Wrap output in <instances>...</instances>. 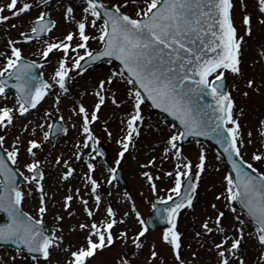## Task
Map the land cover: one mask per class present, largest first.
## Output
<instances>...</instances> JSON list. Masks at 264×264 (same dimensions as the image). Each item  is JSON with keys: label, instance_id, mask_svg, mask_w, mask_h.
<instances>
[{"label": "snow or ice", "instance_id": "1", "mask_svg": "<svg viewBox=\"0 0 264 264\" xmlns=\"http://www.w3.org/2000/svg\"><path fill=\"white\" fill-rule=\"evenodd\" d=\"M236 8L235 0L0 3V212L7 218L0 224V242L23 245L15 254L0 255V264H92L118 245L112 264H264V171L256 166L264 165V113L249 120L234 95L264 96V68L259 75L246 72L255 34L264 33V0H240L243 34ZM61 24L67 30L54 35ZM26 44L39 45L38 52L26 53ZM104 59L119 64L73 91L77 78ZM45 65L53 69L47 78ZM257 65H264V34L248 66ZM87 97L92 103H85ZM146 100L177 122L154 121ZM109 105L115 111L102 119ZM70 130L78 132L70 154L53 157V141ZM152 135L162 138L147 144L142 158L141 147ZM114 136L118 151L112 164L105 162L104 182L118 183L130 156L155 197L151 223L137 203L143 192L125 189L117 206L101 191L97 158L105 156L103 137ZM190 137H211L219 146L216 159L226 155L232 170L223 176L222 190L212 185L216 194L203 217L192 216L193 227L182 228V218L200 204L202 180L211 168L209 148L200 140L195 159L187 153ZM21 160L23 170L13 167ZM53 171L59 173L54 191ZM18 172L30 187L17 183ZM76 177L78 186L72 183ZM26 199L38 201L37 215L24 211ZM52 210L57 226L49 232L45 216ZM160 223L165 226L158 245L149 235ZM248 240L254 243L251 255L243 247Z\"/></svg>", "mask_w": 264, "mask_h": 264}, {"label": "rangeland", "instance_id": "2", "mask_svg": "<svg viewBox=\"0 0 264 264\" xmlns=\"http://www.w3.org/2000/svg\"><path fill=\"white\" fill-rule=\"evenodd\" d=\"M3 0H0V3H2ZM246 2H250V0H246ZM235 3L237 5L236 8V23L238 26H240V32L241 34H243V26L241 24V17H242V10L240 8V0H235ZM15 22V21H13ZM25 27H27V23H25ZM67 30L66 26L61 24L58 28V30L54 33V35H62L65 31ZM15 31V30H13ZM264 34L262 32H258L256 33V42L253 44V50L249 53L248 57L246 58V72L248 75H259L261 74V70L262 68H264V65H257L255 70H253L251 67H249L248 65L251 64V60L253 57L256 56V48L258 46V42L260 41L261 35ZM91 46L93 48H97L99 47V44L97 42H91ZM24 48L26 50V53L30 50L31 53L35 54L38 52L39 50V45L37 44H26L24 45ZM59 56V53L56 54V56L52 57V64H55V61L57 59V57ZM32 58H37L36 55H33ZM103 65L101 66H92L89 68V72L84 75L83 77H78L77 78V88H74L73 91H76L78 88H81L85 85V82H90L92 81L95 77H99V76H103L105 74H107L110 69L116 67L117 65L114 63L109 64L108 62H103ZM52 66L50 65H45V67L43 69H41V71L44 72L45 74V78H47L51 72H52ZM234 77L229 75L227 82H228V86L231 87L232 82H233ZM11 94V93H10ZM123 94V93H122ZM234 95L236 96L237 102L238 104L245 108V110L249 113L248 119L251 121H255L256 116L260 115L261 113H264V96H256L253 95L250 98H244L241 95H239L238 93L234 92ZM52 103L51 98H49L48 103L45 104V107H49ZM85 103H92V98L91 97H87L85 99ZM145 111L148 115H150L153 120L155 121V119L157 118H165L160 114L157 113H153L149 110V108L147 107V105H144ZM65 116L67 117L68 115V111H67V104L65 105V108L63 109ZM113 111H115V109L113 108V106L109 105L107 108H104L102 110V119H106L111 117ZM41 114H42V110H41ZM169 121V120H168ZM170 122V121H169ZM172 123V122H170ZM110 127H112L114 133L118 132V127L117 124L115 122L110 124ZM97 131L100 132V126L99 124H97L96 126ZM78 137V132L74 131V130H70V134L65 136L64 134L60 136L59 140H54L53 142L57 144V149L52 150V149H48V150H52L53 151V157L58 153V152H63L65 154V156H68L70 154V149L72 147V144L74 143V138ZM162 137H157L156 135H152L147 137L144 146L141 147V152L140 155L143 158V156H146L147 153V144H155L156 141L158 139H161ZM196 140H191V142H189L188 144L185 145L186 151L188 154H190L192 156L193 159H195L196 155L198 154L199 151V147L195 142ZM102 145H104L107 149V152L109 154V159L108 160H103V158L98 157L97 158V163L100 166L98 168V172H97V176L98 178H100L101 183H102V188L101 191L104 193V197L106 200H110L111 202H113L114 204H116L117 206L121 205V200H120V194L125 190H129L132 191L133 193L138 194L139 192H143L144 193V197H138L137 199V203L140 205L141 210L145 216V218L147 217V215L150 213L151 211V203L155 200V197L152 193H150L148 191L147 185L144 183V181L142 180V178L138 175V165L135 161H133L131 159V157L129 156L126 161L122 164V168L121 171L123 172V177L124 180L126 182V187L121 186L120 184H118L117 182H114V185H109L107 183H105V179L108 175L107 172V165H110L113 163V160L115 159L116 153L118 151V146L116 144V138L114 136V138L112 140L107 139V137H103L102 139ZM205 146H207L209 148V162L211 165V168L208 172V174L206 176L203 177L202 180V186L200 188V204L197 207V210L195 213H189V215L187 217H183L181 220V227L183 228L185 225H187L189 228L193 227L192 222H191V217L192 216H198V217H203L204 215V208L207 205V203L209 201H212L214 199V196L216 194V190H222V178L223 176L226 174V172L228 171V169L224 166L223 161L222 160H217L216 156L218 155V153L209 145V144H204ZM252 148L249 147V149L247 150V152L245 153V158L246 159H250L251 157V153H252ZM133 154H136V150L133 149L132 150ZM105 162H107V165L105 164ZM22 163L23 160H21L20 163H18V165H15V167H19L22 169ZM257 167H260L262 171H264V165H260L257 164ZM51 168V166H49ZM167 167H170V165H168ZM219 169V171H216V169ZM59 178V173L57 171H53L51 172V178L49 180V185L51 187V190H55L56 187L58 186L57 181ZM73 184H76L77 186L79 185V177H76L73 181ZM215 184L217 186V189H212V185ZM24 188H28L30 187V185L28 184H22L21 185ZM162 189L166 187V185H162L161 186ZM109 193H111V195H109ZM165 191H161L160 195H165ZM57 200H60V195H57ZM38 201L35 199H26L25 203L23 205L24 210H26L27 212H31L33 215H37L36 212V206H37ZM218 204L220 202H217ZM58 210V209H56ZM54 211L52 210L49 212V214H47L45 216V222L49 225L52 226L53 228H55L56 225V221L54 220ZM225 211H227V209H225ZM231 214L229 213V216ZM5 219V215L3 213H0V220ZM68 221H65V227L67 225ZM134 223V221H133ZM162 230H157L155 232H151L149 235V239H155L159 245L160 241V234H161ZM76 237L73 236V239H75ZM161 250L164 254H168V249L166 246L160 245ZM244 251L245 254L247 255H251V253L255 250L254 248V243L252 240H248L245 244H244ZM120 251L119 245L117 246V248L115 249H109L106 252L101 253L96 260L92 261V264H100L101 261H104L105 264H112V257ZM202 253V257L205 260L210 259V256L203 253V250H201ZM9 254H15L14 253V248H10V247H2L0 246V255L3 256H7ZM145 254H146V250H145ZM187 255V253H186ZM19 264H27V261H20Z\"/></svg>", "mask_w": 264, "mask_h": 264}, {"label": "water", "instance_id": "3", "mask_svg": "<svg viewBox=\"0 0 264 264\" xmlns=\"http://www.w3.org/2000/svg\"><path fill=\"white\" fill-rule=\"evenodd\" d=\"M118 63H119V61H117ZM207 99H208V102L209 103H211V97H207ZM146 102H148L150 105H151V101H147L146 100ZM151 109L152 110H154V111H159V112H161V113H164L166 116H168L169 118H171V119H173V120H175L176 121V118L175 117H172L169 113H165L162 109H157V108H155L154 106H152L151 105ZM57 123H59V121H56ZM62 134V133H61ZM60 135V134H59ZM191 138V137H190ZM189 138V139H190ZM197 139H202L203 141H205V142H211L216 148H218L219 146L216 144V141H214V140H212L211 139V137H196ZM189 139H188V141H189ZM187 142V141H186ZM106 157H107V155H106ZM224 158H225V162H226V164H227V166L230 168V170H232L231 169V164H230V162L227 160V158H226V155L224 156ZM119 180L120 181H122V175H121V173L119 172ZM20 180H21V176L20 175H17L16 176V181H17V183L19 184L20 183ZM154 212H155V210H153V212H152V214L148 217V221L151 223L152 221H151V217L153 216V214H154ZM2 223H6V221H2L1 222V224ZM165 225L164 224H162V223H160V224H157L156 225V227L153 229V230H155L156 228H159V227H164ZM50 232H51V230H49ZM0 244H2V245H9V246H15V247H23V245H16L14 242H7V243H5V242H0Z\"/></svg>", "mask_w": 264, "mask_h": 264}]
</instances>
